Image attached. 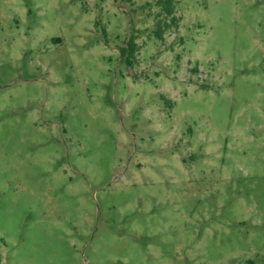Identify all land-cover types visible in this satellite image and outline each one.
<instances>
[{
	"label": "rangeland",
	"instance_id": "rangeland-1",
	"mask_svg": "<svg viewBox=\"0 0 264 264\" xmlns=\"http://www.w3.org/2000/svg\"><path fill=\"white\" fill-rule=\"evenodd\" d=\"M176 1L0 0V264H264V0Z\"/></svg>",
	"mask_w": 264,
	"mask_h": 264
},
{
	"label": "trees",
	"instance_id": "trees-1",
	"mask_svg": "<svg viewBox=\"0 0 264 264\" xmlns=\"http://www.w3.org/2000/svg\"><path fill=\"white\" fill-rule=\"evenodd\" d=\"M176 0H157V6L161 9L158 16L163 17L164 20H159L157 24V29L155 31L156 37L158 39H163V35L167 29L171 28L172 25H177L178 20L175 18L176 12ZM171 18V22L166 23V18ZM172 23V24H171ZM137 44L135 41V37H132L130 41L127 43V46L121 48L120 54L122 59L125 61V64L128 66H133L135 59V55L137 53Z\"/></svg>",
	"mask_w": 264,
	"mask_h": 264
}]
</instances>
